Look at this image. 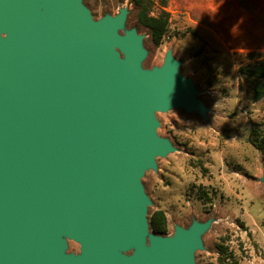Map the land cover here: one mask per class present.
<instances>
[{"label": "water", "instance_id": "obj_1", "mask_svg": "<svg viewBox=\"0 0 264 264\" xmlns=\"http://www.w3.org/2000/svg\"><path fill=\"white\" fill-rule=\"evenodd\" d=\"M126 16L0 0V264H194L207 224L153 233L147 247L140 178L172 151L155 112L207 108L171 54L141 70L143 38L118 34ZM63 236L80 256L64 254Z\"/></svg>", "mask_w": 264, "mask_h": 264}, {"label": "rangeland", "instance_id": "obj_2", "mask_svg": "<svg viewBox=\"0 0 264 264\" xmlns=\"http://www.w3.org/2000/svg\"><path fill=\"white\" fill-rule=\"evenodd\" d=\"M153 15L162 2L169 31L156 46L138 24L131 0H82L93 20L127 16L118 34L135 30L142 37L140 68H161L168 54L178 73L191 82L206 116L169 108L155 112L156 135L172 151L155 158V166L140 178L147 206L149 247L151 214L162 211L168 234L206 225L194 264L225 263L224 250L238 264H264V156L250 143L251 130L264 129V99L253 100V83L240 68L254 64L252 54L264 53V0H153ZM209 202L201 200L202 192ZM64 254H82L79 242L63 236ZM135 249L120 251L132 256Z\"/></svg>", "mask_w": 264, "mask_h": 264}, {"label": "trees", "instance_id": "obj_3", "mask_svg": "<svg viewBox=\"0 0 264 264\" xmlns=\"http://www.w3.org/2000/svg\"><path fill=\"white\" fill-rule=\"evenodd\" d=\"M137 14L138 24L147 29L151 35L152 43L159 46L163 43L169 31V14L165 11L166 2H162L160 12L153 15V0H131ZM258 59L254 64L243 66L239 72L243 78L253 83L252 95L255 102L264 99V53L250 55ZM250 143L252 146L264 156V129H252L250 134ZM201 200L209 202L208 194L202 192ZM150 228L152 233L157 236H165L168 234L167 217L164 212L157 211L151 214ZM219 251L225 259V263L238 264L230 254L224 250V246H219Z\"/></svg>", "mask_w": 264, "mask_h": 264}]
</instances>
